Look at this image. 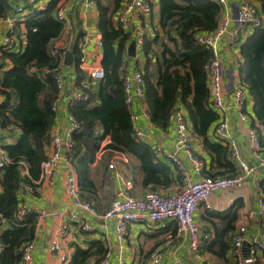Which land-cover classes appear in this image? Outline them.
I'll use <instances>...</instances> for the list:
<instances>
[{"label":"trees","instance_id":"1","mask_svg":"<svg viewBox=\"0 0 264 264\" xmlns=\"http://www.w3.org/2000/svg\"><path fill=\"white\" fill-rule=\"evenodd\" d=\"M60 1L49 0L43 9H34L33 14L24 19L23 49L0 48V95L3 96L0 126L20 129L14 143L4 145L10 162L0 167V212L6 220L0 231L4 245L0 264H21V246L35 235L37 212L28 210L20 220L16 219L15 212L20 204V193L24 192L21 185L39 178L40 165L47 156V133L55 115L52 104L59 88L52 72L42 76L40 70L58 65L59 56L53 53V42L63 32V24L55 17ZM123 1L96 0V27L103 42L100 65L104 71L97 90L84 88L87 74L82 68L80 50L76 43L72 44L76 85L88 92V99L69 106L80 123L73 133L75 146L71 163L80 197L96 209L102 205L103 198L94 182L92 165L100 162L107 169V161L115 153L129 156L137 163L143 187L155 190L174 183L171 168L159 161L146 143L132 136L122 80L128 58L124 53L131 36L115 26L112 19ZM255 1L264 21V0ZM10 9L9 0H0V17ZM220 10L213 0H158L157 25L151 19L142 23L141 51L145 56L142 73L149 120L158 128L166 129L172 108L180 102L188 112L193 131L210 155L211 176L233 175L236 167L229 159L227 147L216 141L210 132L218 120L209 99L205 71L210 51L196 43L193 34L214 30ZM239 53L238 78L252 99L251 118L255 121L251 125L258 133L260 149L264 152V22L240 43ZM7 62L10 67L5 69ZM100 154L101 159H97ZM20 161L26 162L29 176L21 175ZM241 206L242 202L237 200L224 213L213 214L223 222L215 226V235L204 247L220 258L226 259L231 243L229 235ZM68 247L72 250L65 255L62 264H99L107 252L104 241L97 239L88 241L85 247L69 241Z\"/></svg>","mask_w":264,"mask_h":264},{"label":"built area","instance_id":"2","mask_svg":"<svg viewBox=\"0 0 264 264\" xmlns=\"http://www.w3.org/2000/svg\"><path fill=\"white\" fill-rule=\"evenodd\" d=\"M213 1L221 6L226 3V0ZM95 7L96 0H83V8L85 11H90L95 9ZM34 9L39 10L43 9V7L40 6L36 0H24L14 5L5 16L0 18V22L2 21L6 27V32L0 35V48L9 50L20 49L17 25L24 23V19L33 14ZM151 11V0H124L119 6L118 17L124 29L129 18L133 16L138 18V23L134 26L133 34L131 35V40L135 41L136 51H140L142 47V21L145 17L150 15ZM55 17L59 21H67L66 6L64 4H59L56 7ZM230 22V16L225 13L219 18L214 30L209 32L195 31L193 39L196 43L205 46L210 51V59L205 66V71L210 101L218 115L213 134L218 141L227 146L229 159L237 165L238 170L233 175L211 176L209 174H203L202 160L198 158L192 148L191 135L193 132L187 111L178 102L171 111L175 135L172 149L166 151L161 145L157 144L154 146V149L157 154H163L170 159L173 165L178 169L183 168L179 153L184 152L197 178L187 183L183 189L176 193L164 194L161 191L149 190L142 196H133L129 193L132 184L124 179L122 170L118 169L115 164L109 163L108 167L113 170L111 173L119 187L115 191L108 209L103 215H100L98 210L90 202L80 197L78 179L71 163V154L75 146L73 133L80 127V123L75 119L72 113L69 112L67 115L68 126H66L62 132L49 130L47 133V143L45 146L47 156L40 165L39 178L30 182H24L21 185L24 192L33 194L44 181L48 183L53 182L58 169L63 170L65 175L63 177L62 188L63 191L70 196V209H63L53 213L54 217H61L62 220L56 235H54L48 243L49 252L60 262H64L66 259L61 249V242L68 237L70 232L78 234L91 232L92 225L84 220L83 216L88 218L103 217L104 219L112 221L115 227V236L119 239L127 233L128 223L130 222L148 221L151 223H158L167 220H175L178 224V229L186 234L191 250L194 252L198 251L199 246L202 244L199 236L200 226L194 220V212L197 210L198 206L204 204L207 209L212 210L213 206L209 202V196L212 192L234 188L244 181L247 175L254 171V168L249 166L242 158L238 145L229 134V125L225 119L224 98L226 92L224 88V72L219 54V41L224 35H227V44L230 47H237L246 30L260 28L263 26L264 21L255 0H238L235 26L233 28H230ZM92 38V31L88 30L85 32L84 37L77 41L79 50H83ZM95 43L97 46L102 47L103 42L100 38L97 39ZM53 53L59 56L57 67L50 70L45 68L41 69L40 75L45 76L47 72H52L53 78L60 90L63 84L61 71L64 67L63 58L65 53L56 45L53 46ZM80 61L83 65V56H81ZM103 75L104 71L102 67H90L87 70L88 77L83 82L84 88L92 90V81L101 80ZM122 80L125 104L130 111V119L133 124L132 136L135 140H142L146 138V132L134 125V121L137 120V115L131 112L132 99L134 96H137L142 99L140 112L149 120L142 70L135 68L130 72L125 71L122 75ZM87 96L88 92H84L82 89L78 88L67 100V106L69 107L76 101L87 100ZM247 96V91L240 82L231 93L232 107L238 112L239 119L245 121L249 119V115L245 109ZM2 99L3 96L0 95V102ZM56 103L57 101H54L52 104L53 111L57 109ZM6 129L0 126V167L10 162L3 144L5 133L7 132L5 131ZM248 139L251 148L255 150L254 155L258 159L259 164L264 166V152L260 149L258 134L254 127L249 128ZM19 166L21 175L24 177L29 176L26 162L20 161ZM258 205L260 214L264 215V195L261 193L258 196ZM28 210L33 209L26 207L24 204H19L15 212L16 219H22ZM37 215L40 217L45 216V214L40 211H37ZM74 223H77V225ZM5 225L6 220L0 212V231ZM245 233L246 226L240 225L236 230L232 231L230 235L231 243L228 252L233 260L239 257V249L243 244ZM208 237L207 234H204L203 239H207ZM251 244L249 261L254 263L258 256L257 247L263 248V246L255 236L252 237ZM164 246H167V244L164 243L151 252L148 264H162V248ZM3 248L4 245L0 241V251H2ZM33 249V239L25 242L21 246V264L31 263V252ZM99 264H109L107 253L100 260ZM117 264H124L122 256H120ZM168 264L185 263L175 258ZM235 264H242V262L237 261Z\"/></svg>","mask_w":264,"mask_h":264},{"label":"crops","instance_id":"3","mask_svg":"<svg viewBox=\"0 0 264 264\" xmlns=\"http://www.w3.org/2000/svg\"><path fill=\"white\" fill-rule=\"evenodd\" d=\"M21 1L24 0H9L11 8L16 4H19ZM36 1H38L40 6L44 8L49 0ZM151 3L152 11L148 17L143 19L142 23H146L151 19L152 22L157 25L159 14L158 0H151ZM59 4H64L66 6L67 21H60L63 24V32L56 40H54L53 46H59L64 53H66L72 44H77V41L84 37L85 32L90 30L93 33V38L86 44L83 50L80 49L81 56H83L82 68L87 74V70L90 67H101L100 61L102 57V47L97 46L95 43L97 39H101V34L96 27V19L98 15L96 7L90 11H85L83 8V0H62L57 6ZM219 6L221 8L220 17L225 13L228 14L231 19L230 28H233L235 26L238 0H226L225 5ZM118 9L112 15L113 22L115 26H119L123 30L128 31L131 36L133 34L134 26L138 23V18L135 16L129 18L124 29L119 21ZM142 27L143 25L141 28ZM252 31V29L246 30L242 35L241 42H243ZM5 32L6 27L1 21L0 35ZM25 32L24 23L18 24L17 33L20 49H23L25 46ZM142 32H144V28H142ZM226 37L227 35H224L219 41V54L224 72V88L226 92L224 98L225 119L229 125L230 137L238 145L242 158L249 166L254 168V171L247 175L244 181L236 187L212 192L209 196V202L213 206L212 210L207 209L204 204L198 206L197 210L194 212V220L200 226L199 236L202 241L198 251L194 252L191 250L186 234L178 229V224L175 220H167L158 223H151L148 221L130 222L128 223L127 233L119 239L115 236V227L112 221L104 219L103 217L88 218L83 216L84 220L92 225V230L89 233L84 232L81 234L70 232L68 237L61 242V249L65 255L70 254L72 250V248L68 247L69 241L85 247L88 241L97 239L104 241L107 247L106 253L108 254L109 264H117L120 256L123 257L124 264H148L151 252L158 246H162L164 243H166L167 246L162 248V264H168L175 258L182 260L185 264H235L237 261L242 262V264H264V215L260 214L258 208V196L260 193L264 195V166L259 164L258 159L254 155L255 150L251 148L248 139V130L250 127H254L251 123L253 120L255 121V119L251 118V115L253 116L252 99L248 92L245 109L249 115V119L246 121L239 119L238 112L232 107L231 93L240 82L238 78V66L241 62V56L239 53V45L241 42L237 47H230L227 44ZM131 41L132 40L130 39L128 45ZM127 47L124 53V55L128 57L126 61V71L130 72L135 68L142 70L145 63L143 52L141 50L136 51L135 49L136 55L133 57L128 56ZM9 67L10 64L7 62L4 68L7 69ZM61 74L63 84L56 99L57 109L54 112V120L50 128V130L57 132H62L66 126H68L67 115L70 112V109L67 106V100L70 98L71 94L79 88L75 81L76 72L73 68V63L72 65L64 64ZM87 77L88 76L86 75L85 79ZM99 81H92V90H97ZM141 105L142 99L134 96L131 108L132 114L137 115V120L134 121V125L146 132V138L136 141L146 143L155 157L171 168L174 183L168 187H156L155 190L149 187H143L141 184V175L136 167L137 163L134 162L131 157L124 154H113L108 159L107 163H113L118 169L122 170L124 179L132 184L129 193L133 196H142L149 190L161 191L164 194L176 193L183 189L187 183L195 180L197 176L184 152L179 153L180 160L183 163L182 169H178L173 165L171 160L165 155L157 154L155 152L154 146L156 144L161 145L166 151L172 149L175 137L174 122L171 119L170 114L169 126L166 129L158 128L141 114ZM189 122L193 132L191 135L192 148L198 158L202 160L203 174H209L211 171L210 155L204 149L201 138L194 135L195 132L193 131L190 119ZM213 129L214 127L211 128L210 131L212 137L218 141L214 137ZM5 131L7 132L5 133L6 135L3 141L4 145L14 143L20 134V129L17 126L13 127L8 125V128ZM223 145L226 146L225 144ZM99 158L101 159V154L97 156V159ZM235 167L237 171V165H235ZM111 171L113 170L109 167L106 169L105 164H100V162H95L92 165V176L96 187L103 198L102 205L97 206L100 215H103L108 209L111 202L109 199L111 195V199L113 198L115 191L119 187ZM64 175L63 170L58 169L53 182L48 183L47 181H44L33 194L27 192L20 193V204H24L26 207H29L36 212L40 211L45 214L44 217L38 216L37 218L35 235L33 238L34 249L31 252L32 258L30 264H62L49 252L48 243L50 239L56 235L62 220L61 217H54L53 213L63 209H70V196L67 195L62 188ZM107 197H109V199H107ZM237 200L242 202V206L238 209V217L236 222H234V229L232 231L236 230L240 225H245L246 233L244 235L243 244L239 249V257L236 260H233L231 259L229 252H227L226 259H223L218 257L215 253L207 250L204 247V243L212 239L215 235V226H220L221 222H223V220L213 214L217 212L224 213ZM74 224L77 225V223ZM232 231L230 232V235ZM204 234H207L209 237L203 239ZM254 236L261 242L263 248L257 247V259L254 263H251L249 261V250L252 245V237Z\"/></svg>","mask_w":264,"mask_h":264},{"label":"water","instance_id":"4","mask_svg":"<svg viewBox=\"0 0 264 264\" xmlns=\"http://www.w3.org/2000/svg\"><path fill=\"white\" fill-rule=\"evenodd\" d=\"M127 54L128 56H135L136 52H135V41L132 40L130 42V44L127 47ZM73 63V47L71 46L67 52L64 54V58H63V64L65 65H72Z\"/></svg>","mask_w":264,"mask_h":264},{"label":"rangeland","instance_id":"5","mask_svg":"<svg viewBox=\"0 0 264 264\" xmlns=\"http://www.w3.org/2000/svg\"><path fill=\"white\" fill-rule=\"evenodd\" d=\"M108 193H109V191H108ZM110 194V193H109ZM111 197H112V195H111Z\"/></svg>","mask_w":264,"mask_h":264}]
</instances>
